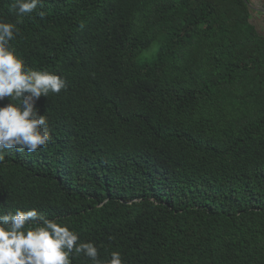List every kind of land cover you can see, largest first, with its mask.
I'll return each mask as SVG.
<instances>
[{
  "label": "trees",
  "instance_id": "obj_1",
  "mask_svg": "<svg viewBox=\"0 0 264 264\" xmlns=\"http://www.w3.org/2000/svg\"><path fill=\"white\" fill-rule=\"evenodd\" d=\"M12 3L0 0V20L17 21ZM251 5L42 0L11 46L68 87L37 101L49 143L4 153L0 208L35 207L124 264H264V34Z\"/></svg>",
  "mask_w": 264,
  "mask_h": 264
},
{
  "label": "clouds",
  "instance_id": "obj_2",
  "mask_svg": "<svg viewBox=\"0 0 264 264\" xmlns=\"http://www.w3.org/2000/svg\"><path fill=\"white\" fill-rule=\"evenodd\" d=\"M38 6L42 0H13L9 10L17 21L0 20V102L5 98L10 101L0 106V161L4 153H33L49 143L47 117L37 101L68 87L60 75L28 67L11 46L19 35L22 17ZM80 256L90 264H124L120 252L102 258L94 241H81L75 230L35 207L7 212L0 208V264H73Z\"/></svg>",
  "mask_w": 264,
  "mask_h": 264
},
{
  "label": "crops",
  "instance_id": "obj_3",
  "mask_svg": "<svg viewBox=\"0 0 264 264\" xmlns=\"http://www.w3.org/2000/svg\"><path fill=\"white\" fill-rule=\"evenodd\" d=\"M253 2L254 10L257 14L256 15V24L262 33L264 34V0H251Z\"/></svg>",
  "mask_w": 264,
  "mask_h": 264
},
{
  "label": "rangeland",
  "instance_id": "obj_4",
  "mask_svg": "<svg viewBox=\"0 0 264 264\" xmlns=\"http://www.w3.org/2000/svg\"><path fill=\"white\" fill-rule=\"evenodd\" d=\"M155 51H157V47H155L154 49H152L151 52H155Z\"/></svg>",
  "mask_w": 264,
  "mask_h": 264
},
{
  "label": "water",
  "instance_id": "obj_5",
  "mask_svg": "<svg viewBox=\"0 0 264 264\" xmlns=\"http://www.w3.org/2000/svg\"><path fill=\"white\" fill-rule=\"evenodd\" d=\"M251 8H252V9H255L253 5H251Z\"/></svg>",
  "mask_w": 264,
  "mask_h": 264
}]
</instances>
